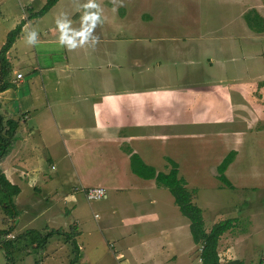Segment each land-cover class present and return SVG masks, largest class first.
<instances>
[{
  "label": "crops",
  "instance_id": "crops-1",
  "mask_svg": "<svg viewBox=\"0 0 264 264\" xmlns=\"http://www.w3.org/2000/svg\"><path fill=\"white\" fill-rule=\"evenodd\" d=\"M33 2L34 0H27L24 7L34 14L43 9V4L32 7ZM57 4L48 12L53 13L54 25L44 31L47 37H43V32H38L35 28L37 38L41 36L45 39L40 43L46 46L36 56L41 60L47 58L50 64L51 58H58L54 52L63 49V53L67 54L65 61H55L49 68L45 60L41 62L46 72L53 73L54 77L44 76L39 85L36 79L32 80L29 87L32 92L22 98L16 97L15 101L24 102L23 111L16 110L14 103V107H11L8 102L13 100H5V92L0 94V109L9 106L8 110L12 113L20 112L17 113L20 124L17 141L10 154L0 163L4 171L2 164L8 162L7 167H10L14 180H10L6 170L7 174L5 171L4 173L21 189L20 195L16 197L17 205H23L20 201L24 183L15 171L18 170L16 164L23 163L28 169H32L33 174H29V178L34 183L33 187L39 185L42 189L54 190L55 200L63 201L64 205L72 203L69 225L78 223V231L82 234L80 215H85L87 208L80 206V197L85 199L81 191L90 187H103L108 191L109 199L104 200L107 204L101 208L103 222L97 221L96 225L103 238H107L108 233H116L115 243L125 245L123 248L118 247L114 255L126 256L132 251L137 257L143 254L150 259L151 264H202L200 247L193 244L192 248L189 240V219L182 215L172 194L163 190L166 188L159 186L155 179H145L133 172L132 156L139 157L141 170L144 166L166 174L172 169L168 159L185 165V159L189 157V162L183 167L185 170L178 164L180 178H185V173L191 174L193 158L204 156L205 169L219 177L218 167L235 150L236 158L225 173L234 190L240 187V183L233 184L230 171L235 170L236 165L245 159L242 158L243 145L239 144V139L244 135L255 139L264 131L238 132L231 129L223 131L221 126L215 128L216 123L222 122L217 117L214 106L222 108L223 105H230V100L243 97L220 88H214L212 92H209L211 87L204 89L203 85L209 86L215 82L209 83L202 79L204 69L199 60L189 63L177 61L176 53L179 48L174 45H159L155 37L142 36L139 38L140 43L130 45L128 49H123L122 44L113 51L103 46L106 48H102L100 52L103 60L98 61H101V66L106 65L108 71L115 73L114 69L118 68V72L113 76L107 73L105 79L90 75V45H86L90 44V39L74 49L59 44L60 32L56 19L60 15L55 16ZM13 8L8 4L5 6L8 11ZM81 15V12H77L74 18ZM260 15L264 18L261 13ZM24 17L27 18L25 14ZM37 20L39 19H26L19 40L25 41L26 31L32 30L31 25ZM73 27L78 31V21L72 22L71 28ZM151 27H147L149 32L153 31ZM49 45H55L56 48L51 49ZM27 47L29 45L24 42V49ZM18 50L14 45L8 53L11 66L12 55L16 60ZM126 66V72L133 80V87L130 89L125 77L119 72L124 71ZM33 70L42 69L35 67ZM15 72L17 83L24 76L19 71ZM19 74L23 76L21 79H18ZM236 106L249 105L239 102ZM8 110H4V116L7 113V118H10ZM229 121L232 125L233 121ZM227 135L230 136L229 141ZM45 162L51 165L53 171L60 168L61 175L54 173L56 178L51 180L46 176V171H39L38 166L31 165ZM146 173L149 174V170ZM248 175L253 179L257 174L250 169ZM259 176L262 181L263 174L259 173ZM185 181L186 187L198 193L196 196L199 197L201 188L193 187ZM219 182L213 186L215 189L225 186ZM260 184H264V180L245 187L256 188ZM196 196L193 195V203L198 206L200 198L196 200ZM21 211L13 224L14 234L22 229L20 221L25 213ZM202 211L204 212L203 209ZM98 216L95 215L96 218ZM27 227L29 226H23V229L27 231ZM20 233L23 232L18 234ZM110 245L115 247L112 242ZM194 251H199V259L197 255H193Z\"/></svg>",
  "mask_w": 264,
  "mask_h": 264
},
{
  "label": "rangeland",
  "instance_id": "rangeland-1",
  "mask_svg": "<svg viewBox=\"0 0 264 264\" xmlns=\"http://www.w3.org/2000/svg\"><path fill=\"white\" fill-rule=\"evenodd\" d=\"M47 1L34 0L31 6L36 7L41 4L45 6ZM87 2L88 0H60L57 9H55V16H61V13L65 14L66 19L71 21L70 28L72 22L78 21L79 31L81 17L86 11L83 5ZM95 2L99 5L101 20L89 35L90 44H86L90 45V75L105 79L107 73L113 76L118 72V68L114 69V71L116 70L114 73L108 71L106 65L101 66V61L98 60H103L102 55L100 57L102 48L105 50L107 47L113 51L119 48V44H122L123 49H128V46L140 43L139 38L142 36L155 37L157 38L155 41L159 45H174L179 48L176 53L177 61L189 63L199 60L204 69L202 79L209 83L215 82L209 86L203 85L204 89L211 87L212 90L209 89V92H212L214 88L217 90L220 88L243 97V99L237 97L230 100L231 104L223 105L222 108L214 106L217 117L222 122L221 124L216 123L215 128L221 126L223 131L231 129L238 130V132L241 130L264 131V108H262V102L264 106V33L258 35V32L251 29L245 20V15L250 12L252 15H254L253 12H257L264 16V0H95ZM7 4L14 8L8 11L5 9ZM26 4L27 0H0V49L6 43L9 33L17 27L18 23L26 22L27 18L30 20L39 19L31 27L36 28L38 32L42 31L45 38L47 37L44 34L46 28L54 25L51 15L53 13L31 19L30 16L34 15V12L31 13L32 10L25 8ZM87 11H96V9ZM77 12H81L82 15L74 18ZM24 14L27 16L26 19H24ZM151 26L153 31L149 32L147 27ZM94 36L98 37V40L93 45L92 37ZM163 37L168 39L164 40ZM23 40L18 39L14 44L19 50L16 52V60L12 55L13 67L9 76L12 86L3 95L5 100H13L8 103L11 107H14V103L15 109H20V112L24 110L25 105L24 102L15 101L16 97L22 98L32 92L29 90L32 80L36 79V83L39 85L41 78H45L44 76L54 77L53 73L46 72L44 64L41 62L45 60L47 68H49V65L55 61H65L67 56L66 53H63V49H59L54 52L58 58H51L49 64L47 58L41 60L36 56L42 53L41 50L46 47L40 43L45 39L39 36L37 43L29 45L26 49H24L25 41L23 42ZM48 47L56 48L55 45ZM114 52L116 53V51ZM68 54L70 55L69 52ZM35 67H40L42 70L34 71ZM127 68L128 66L124 71L119 70V72H121V76L125 77L126 85L130 89L133 87V80L127 74ZM15 71H19L24 76L17 83L15 81L17 72ZM190 99L194 101L193 97ZM239 102H244L249 106H236ZM8 108L9 106L0 109V113L5 115L4 110H8ZM8 111L10 118L16 120L19 118L17 113L20 114V112L15 114V112ZM5 117L7 118V113ZM229 120L233 121L232 125L229 124ZM227 137L229 141L230 136L227 135ZM241 139H239V144L243 145L242 158L245 159L236 165L235 170L230 171L231 181L234 185L239 182V188L236 187L232 190L224 186L222 189L220 187L215 189L213 186L220 183V180L209 169H205L204 156L193 158L191 174L185 173V178H182L193 187L201 188L199 197L196 196L198 193L194 190L190 191L196 196V200L200 198L197 204L204 210L205 229H211L217 222L234 214L238 216L236 226L221 239L219 251L222 263L243 261L244 264H264V184L257 185L256 188L245 187V185L264 180V132L258 134L255 139H250L246 135ZM233 151L235 152V150ZM185 161L187 164L189 157ZM7 163H3L2 167L9 173L10 180H14ZM176 163L180 165V168L186 167V164ZM31 165L38 166L39 171H46V176L51 180L56 178L54 173L61 175L60 168L53 171L47 162ZM16 166H18V170L15 172L24 183V190L20 201L23 205H17L16 199L15 205L19 215L21 210V213H25V215L23 214L20 221L22 229L4 238V242L18 238L17 236L26 232L23 226L28 225L27 231L37 229L45 235L52 230H61L65 234H77L76 241L82 256L78 264H151L150 259L143 254L137 257L136 253L132 251L128 252L126 256L124 254L114 255L118 247L123 248L125 245L115 243L116 233H108L106 234L108 237L103 238L96 225L97 221L102 220L103 222L101 208L107 204L105 201L89 202L86 198L80 197L82 201L80 206L87 208L86 214L80 215V219H82L81 231H83L81 234L78 231V223L69 225L71 223L69 217L73 209L71 208L72 203L64 205L63 201L55 200L56 192L54 190L42 189L39 185L33 187L34 183L29 178V174H33L32 169H28L23 163H18ZM183 169L185 170V168ZM250 169L254 174H257L253 176V179L248 175ZM259 173L263 174L262 181ZM163 190L170 195L167 189ZM81 194L84 195L83 190ZM194 202L196 203V201ZM245 204H248L247 207L244 206ZM48 211H50L49 215L46 216ZM96 214L100 218L99 216L96 218ZM16 219H5V213L0 207V230L10 228ZM19 232L23 233L18 234ZM80 235L81 238L78 239ZM187 235L186 230L185 236L187 237ZM189 238L193 248L195 243L191 233H189ZM66 239L64 236H54L43 251L26 241L19 242L17 243L18 249L12 259L6 257L5 250L2 249V242H0V264H71L77 252L71 242ZM241 241L243 243H239ZM111 242L115 245L114 248L111 247ZM193 255H197V259H199V251L197 253L194 251Z\"/></svg>",
  "mask_w": 264,
  "mask_h": 264
},
{
  "label": "trees",
  "instance_id": "trees-1",
  "mask_svg": "<svg viewBox=\"0 0 264 264\" xmlns=\"http://www.w3.org/2000/svg\"><path fill=\"white\" fill-rule=\"evenodd\" d=\"M60 0H48L43 9L34 15L30 16L31 19L46 15ZM245 15V20L248 26L258 33H264V18L257 12ZM25 21L19 24L7 37L6 43L0 50V94L6 92L11 86L9 76L11 74L12 66L8 60V53L14 46L17 39L22 33ZM1 107V104H0ZM19 122L14 119L6 118L0 113V163L10 154L17 141V131L19 129ZM237 153L232 151L218 167L219 180L229 188H233L232 183L226 176V170L229 165L234 161ZM172 166L171 171L166 174L163 172L157 173L155 169L143 166V170L139 168L140 159L137 155L132 156V169L133 172L145 179H155L157 184L170 191L175 199L176 205L179 207L183 216L190 221V232L194 243L200 247V258L202 264H224L219 253V243L222 236L232 230L238 221V216L235 214L216 223L210 231L205 229V221L203 211L200 207L193 203V193L186 187V181L179 177V166L176 162L168 159ZM149 170V174L146 173ZM21 193L19 186L13 184L5 175L0 167V207L5 213V219H15L19 216V212L15 205V199ZM7 216V218H6ZM4 224V221H3ZM15 232V227L12 226L8 229L0 230V242H2V249L5 250L6 257L12 259L14 253L18 249L17 243L26 241L29 244L36 245L37 249L45 250L49 240L54 236H64L76 249V256L71 264H78L82 258L79 252V245L76 241L77 234H65L61 230H52L48 234H44L40 230H28L23 234L17 236L14 240L3 241L4 238L11 236ZM66 239V240H67ZM67 240V241H68ZM68 241V242H69ZM44 249H43V248ZM226 264H244L243 261H232Z\"/></svg>",
  "mask_w": 264,
  "mask_h": 264
},
{
  "label": "clouds",
  "instance_id": "clouds-1",
  "mask_svg": "<svg viewBox=\"0 0 264 264\" xmlns=\"http://www.w3.org/2000/svg\"><path fill=\"white\" fill-rule=\"evenodd\" d=\"M86 10L81 17V27L80 30H74L70 28L69 25L71 21L66 19V15L61 13V16L56 19V25L60 32L59 44L66 45L68 49L77 48L78 45H84L85 41L88 40L89 35L92 33L96 24L100 22V8L95 0H88L86 4L83 5ZM89 9H96V11H87ZM77 38H79L77 40ZM98 37H92L93 45L97 42ZM25 42L28 45H35L37 43V32L35 29L28 30L25 33Z\"/></svg>",
  "mask_w": 264,
  "mask_h": 264
},
{
  "label": "built area",
  "instance_id": "built-area-1",
  "mask_svg": "<svg viewBox=\"0 0 264 264\" xmlns=\"http://www.w3.org/2000/svg\"><path fill=\"white\" fill-rule=\"evenodd\" d=\"M22 77V74L18 75V79ZM83 194L89 202H99L108 199V191L103 187H90L84 189Z\"/></svg>",
  "mask_w": 264,
  "mask_h": 264
}]
</instances>
